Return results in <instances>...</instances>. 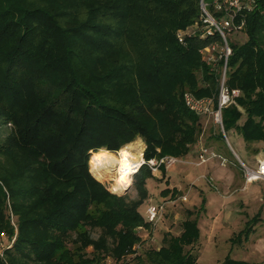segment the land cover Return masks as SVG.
I'll return each instance as SVG.
<instances>
[{
  "label": "trees",
  "instance_id": "1",
  "mask_svg": "<svg viewBox=\"0 0 264 264\" xmlns=\"http://www.w3.org/2000/svg\"><path fill=\"white\" fill-rule=\"evenodd\" d=\"M201 1L222 16L214 0H0V264H118L138 243L134 264H198L202 203L186 210L179 234L150 246L140 209L149 167L133 174L129 199L110 192L91 162L99 149L122 156L140 147L130 143L137 137L146 160L195 156L205 144L183 93L215 102L224 57L215 52L210 65L201 50L224 44L216 31L200 36ZM234 23L245 40L230 42L225 31L226 85L240 94L222 109L223 128L264 145V0ZM195 24L180 42L177 32ZM257 219L230 243L247 240ZM221 264L251 263L226 255Z\"/></svg>",
  "mask_w": 264,
  "mask_h": 264
},
{
  "label": "rangeland",
  "instance_id": "2",
  "mask_svg": "<svg viewBox=\"0 0 264 264\" xmlns=\"http://www.w3.org/2000/svg\"><path fill=\"white\" fill-rule=\"evenodd\" d=\"M228 32L230 34L227 35V38L230 42L241 43L245 40L241 28H234ZM201 118L204 132L199 140L205 142L209 148L227 159V166L233 173V178L224 185L223 182H220V179H218V182L217 179L209 178L212 170L208 171L207 174L204 173L205 175L200 174V168L191 163H175V169H170V166L174 165L171 164L160 168L159 172H151L153 178L147 180L148 194H150L148 199L150 198L151 203L167 201L161 198L169 199L171 202L166 205L163 220L157 224L155 230L150 232L148 237H146L147 235L144 236L146 239L144 242L150 246L158 247L165 232L173 235L179 234L181 222L186 217V210H197L202 203L203 210L198 215L200 237L193 246V252L198 256V264H221L226 255L251 264H264V183L260 184L261 187L257 188V192L253 187L248 188L240 162L232 153L224 138L223 140L216 138L219 128L212 122L211 117L201 116ZM225 135L242 163L256 167L258 160H264V145L262 143L246 144L243 138L234 130L225 132ZM134 142H138L141 150H144L145 144L141 137H137L130 143ZM117 151H112L113 153L110 154L118 158L120 155ZM193 158L194 154L188 156V159ZM92 165L93 158L91 169H93ZM179 168L181 169L179 170ZM96 176L102 180L100 182L110 192L117 193L108 177L101 176L99 173ZM167 184L174 185L169 190L174 188L175 192L168 191L164 194L163 190ZM117 194L126 195L129 199L137 196L136 189L133 186V176L126 192H118ZM184 194L188 196L187 202H182L179 198ZM246 194L249 196L246 197ZM140 209L142 211V208ZM258 211L260 213L259 217L248 240L241 244H231L229 238L244 228L245 222ZM91 234L96 237L98 231L92 230ZM6 243L5 235H1L0 251L6 247ZM112 262L107 257L104 263L111 264ZM118 264H134V261L125 259Z\"/></svg>",
  "mask_w": 264,
  "mask_h": 264
},
{
  "label": "built area",
  "instance_id": "3",
  "mask_svg": "<svg viewBox=\"0 0 264 264\" xmlns=\"http://www.w3.org/2000/svg\"><path fill=\"white\" fill-rule=\"evenodd\" d=\"M255 3V0H214L213 7L217 12L222 13V16L219 18H215L211 15L205 4L201 1V20L204 25H198L191 27L187 30H181L177 32V37L180 42L183 41V38L187 34H194L196 27L200 29V36L204 37L206 35H210L216 31L222 41L224 46L218 51V47L215 43H211L205 46L201 50L202 57L204 61L208 64H215L217 61V56L215 52H221L224 57L223 65L221 67V73L219 78V90L216 96V100L214 102L213 98L209 97H196L192 92L185 91L183 93V102L185 106L199 116H208L211 117L212 122L219 128V131L225 135V131L222 123V109L230 104H232L237 96H239L240 91L238 89H230L226 85V66H227V58L230 54L231 50L227 44L226 39V30L231 29H240L241 24L237 25L234 23L237 15L247 9H251ZM226 136V135H225ZM220 159L222 163H226L227 159L222 157L213 149L209 148L205 144L198 142V148L196 153V161H189L184 158L174 157V156H163L160 158H150L145 159L143 156L138 165L132 167V171L130 176L132 177L134 173L137 172L139 167L142 164H146L152 173L159 172L161 167L168 166L175 163H191L194 165L201 164L210 159ZM241 164L243 176L245 183H251L254 181L262 180L264 181V160H258L256 167L248 166L238 160ZM205 179L206 177L203 176ZM207 180V179H206ZM209 181V180H208ZM210 182V181H209ZM184 198V197H183ZM166 209V201H161L158 203H147L144 208V216L146 221L150 224L149 229H143L144 236L148 237L150 232H153L159 222H161L164 218V213ZM143 236V240H146ZM143 243H138L135 246L134 252L129 254L125 259L128 260L135 256L137 253L142 251Z\"/></svg>",
  "mask_w": 264,
  "mask_h": 264
},
{
  "label": "bare ground",
  "instance_id": "4",
  "mask_svg": "<svg viewBox=\"0 0 264 264\" xmlns=\"http://www.w3.org/2000/svg\"><path fill=\"white\" fill-rule=\"evenodd\" d=\"M93 172L99 173L101 176H106L112 184L114 190L124 192L131 183L130 173L132 167L138 165L141 161L140 149L138 146H133L126 151L122 156L116 158L103 149H99L92 153Z\"/></svg>",
  "mask_w": 264,
  "mask_h": 264
},
{
  "label": "crops",
  "instance_id": "5",
  "mask_svg": "<svg viewBox=\"0 0 264 264\" xmlns=\"http://www.w3.org/2000/svg\"><path fill=\"white\" fill-rule=\"evenodd\" d=\"M227 138V137H226ZM227 140H228V138H227ZM228 142H229V140H228ZM229 144H230V142H229ZM230 146H231V144H230ZM231 148H232V146H231ZM233 149V148H232ZM196 151H197V149H196ZM233 151H234V149H233ZM235 152V151H234ZM142 154H143V149H142ZM235 154L238 156V154L235 152ZM223 157V156H222ZM225 158V157H224ZM185 159H188V157H186ZM188 160H192V161H196V155L194 156V158L193 159H188ZM227 163L228 162H226V163H222V161L220 160V159H210V160H208V161H206V162H203V163H201V164H198V165H196L197 167H199L200 168V171H199V173L200 174H207V173H209L208 171H211L212 170V174L210 175V177L209 178H212L213 180L214 179H220V182L222 183V184H227V183H229V181L233 178V173L230 171V168L227 166ZM171 168H173V169H175L176 168V166H175V164L174 165H172V166H170V169ZM181 168H179V170H180ZM204 174V175H205ZM224 176V177H223ZM225 177H226V179H225ZM225 179V180H224ZM218 182H219V180H218ZM262 183H264V182H262V180H259V181H254V182H251V183H248L247 185H248V188H251V187H253V189L256 191L257 190V188H259V187H261L260 186V184H262ZM224 184V185H225ZM146 187H147V183H146ZM166 188L165 189H168L169 190V188H172V187H174V185H172V184H167L166 186H165ZM169 191H174V188H173V190H169ZM257 192V191H256ZM149 195L150 194H148V197H149ZM247 196L246 197H248L249 195L248 194H246ZM184 197V198H183ZM180 198V200L182 201V202H187L188 201V196L187 195H182V196H180L179 197ZM162 200H167L166 201V205L168 204V203H170L171 201L169 200V199H165V198H161ZM150 202V198L147 200V202H145L142 206H141V208H142V211H144V208H145V206H146V204L147 203H149ZM258 214V217H259V211L258 212H256L253 216H255V215H257ZM252 216V217H253ZM250 220V219H249ZM249 220H247V221H249ZM247 221L245 222V224L247 223ZM256 224V223H255ZM243 229V228H242ZM240 231V230H239ZM253 231H254V228H253ZM252 231V232H253ZM251 232V233H252ZM237 233V232H236ZM235 233V234H236ZM250 233V234H251ZM235 234H233L232 236H234ZM231 236V237H232ZM250 236V235H249ZM249 236H248V238H249ZM230 237V238H231ZM229 238V239H230ZM248 240V239H247ZM247 240H245V241H247ZM245 241H243V242H245ZM242 242V243H243Z\"/></svg>",
  "mask_w": 264,
  "mask_h": 264
},
{
  "label": "water",
  "instance_id": "6",
  "mask_svg": "<svg viewBox=\"0 0 264 264\" xmlns=\"http://www.w3.org/2000/svg\"><path fill=\"white\" fill-rule=\"evenodd\" d=\"M222 135H223V138H224V140L226 141V143H227V145L229 146V148H230V150L232 151V153L235 155V157L239 160V157L235 154V152L233 151V149L231 148V146H230V144H229V142H228V140H227V138H226V136L222 133ZM128 188V187H127ZM127 188L124 190V192H126V190H127ZM123 192V193H124ZM117 194V193H116ZM120 195V194H119Z\"/></svg>",
  "mask_w": 264,
  "mask_h": 264
}]
</instances>
